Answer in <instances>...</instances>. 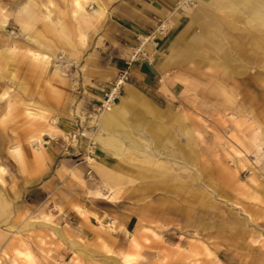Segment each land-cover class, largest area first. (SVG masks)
Listing matches in <instances>:
<instances>
[{
    "label": "rangeland",
    "instance_id": "obj_1",
    "mask_svg": "<svg viewBox=\"0 0 264 264\" xmlns=\"http://www.w3.org/2000/svg\"><path fill=\"white\" fill-rule=\"evenodd\" d=\"M132 1L0 0V264H264V26L242 17L197 64L223 11L172 0L130 51L157 69L144 100L107 126L124 86L98 110L87 53Z\"/></svg>",
    "mask_w": 264,
    "mask_h": 264
},
{
    "label": "crops",
    "instance_id": "obj_2",
    "mask_svg": "<svg viewBox=\"0 0 264 264\" xmlns=\"http://www.w3.org/2000/svg\"><path fill=\"white\" fill-rule=\"evenodd\" d=\"M207 0H199L203 3ZM217 9L222 10L221 16L213 17L211 21L212 31L200 33V38L204 41L198 47L195 43H188L185 47V55L188 53L197 55L202 52V49L210 47V53L213 54V47L222 44V38L231 37L230 31L236 28V22L244 17L246 23H251L253 28L260 29L264 26V0H208ZM128 4H119L109 12V17L105 20V35L106 42L103 48H97L88 51L87 57L89 58L88 64L92 70L87 71V90L93 93L101 94L103 90L107 89L106 82L114 77L120 69L126 67L129 59L130 51L134 48L136 38L139 36L152 32L153 28L159 21V16L168 12L172 6V0H135L127 2ZM84 3L77 5L81 7ZM73 5H75L73 0ZM100 10V9H99ZM94 10V14L101 16L102 12ZM157 20V21H156ZM247 40L250 45L256 48L264 47V41L258 40L250 32L247 34ZM159 44H163L162 38H159ZM205 51V50H204ZM205 58L206 54H199L197 64L202 62H209L213 65L212 55ZM218 54V53H217ZM221 57L225 63H229L230 57L227 53H221ZM45 59H50L47 54L43 55ZM130 84L124 86L122 98L114 106L109 108L103 115V123L107 126H127L123 114L127 111L133 110L137 105L134 101H143V94L135 86H143L151 82L152 78L156 75L157 69L151 66L146 61H139L138 63L131 64L130 66ZM89 86L96 88L94 91ZM141 106L148 107L154 110L152 104L141 102ZM144 110V109H143ZM137 116V115H136ZM162 116L167 119H172L176 115L163 110ZM69 124L66 122L57 127L59 130L64 131L68 129ZM160 124L156 125V129H147L148 133L157 137L159 132H162ZM57 130V129H56ZM61 140H53L48 138L43 148L46 154L55 153L57 150L55 143H61ZM54 146V147H53ZM45 189V186H42Z\"/></svg>",
    "mask_w": 264,
    "mask_h": 264
},
{
    "label": "built area",
    "instance_id": "obj_3",
    "mask_svg": "<svg viewBox=\"0 0 264 264\" xmlns=\"http://www.w3.org/2000/svg\"><path fill=\"white\" fill-rule=\"evenodd\" d=\"M186 3L191 2L192 0H184ZM162 24L159 25L157 28L158 32H161ZM150 36H146V39H148ZM137 52H133V54L129 57L126 67L123 69H120L115 77L110 81L109 85L107 86V89L102 92L101 100L99 103V106L97 109H103L107 106H109L113 100L116 98L118 93L121 91L123 86L127 84L130 78V66L131 64L137 59Z\"/></svg>",
    "mask_w": 264,
    "mask_h": 264
},
{
    "label": "bare ground",
    "instance_id": "obj_4",
    "mask_svg": "<svg viewBox=\"0 0 264 264\" xmlns=\"http://www.w3.org/2000/svg\"><path fill=\"white\" fill-rule=\"evenodd\" d=\"M87 1L88 0H74V3H75V5H76V7H77V5H80V4H82V3H87ZM80 7V6H79ZM79 9V8H78ZM145 40V39H144ZM144 40L140 43V45H138V47L136 48V51L135 52H137V51H139L142 47H143V45H144ZM126 85V84H125ZM124 85V86H125ZM114 102V101H113ZM110 105H112V103L110 104ZM109 105V106H110ZM102 114H103V112H102ZM101 114V115H102ZM87 158H89V157H87ZM26 256V255H25Z\"/></svg>",
    "mask_w": 264,
    "mask_h": 264
}]
</instances>
